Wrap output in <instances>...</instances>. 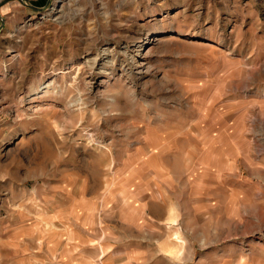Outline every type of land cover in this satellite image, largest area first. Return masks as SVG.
Wrapping results in <instances>:
<instances>
[{"label": "rangeland", "instance_id": "rangeland-1", "mask_svg": "<svg viewBox=\"0 0 264 264\" xmlns=\"http://www.w3.org/2000/svg\"><path fill=\"white\" fill-rule=\"evenodd\" d=\"M0 264H264V0H0Z\"/></svg>", "mask_w": 264, "mask_h": 264}]
</instances>
